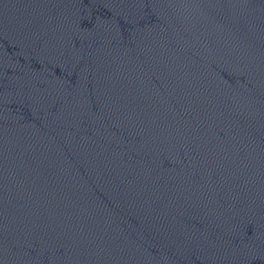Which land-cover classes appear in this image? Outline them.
Segmentation results:
<instances>
[{
    "label": "water",
    "instance_id": "1",
    "mask_svg": "<svg viewBox=\"0 0 264 264\" xmlns=\"http://www.w3.org/2000/svg\"><path fill=\"white\" fill-rule=\"evenodd\" d=\"M0 264H264V0H0Z\"/></svg>",
    "mask_w": 264,
    "mask_h": 264
}]
</instances>
